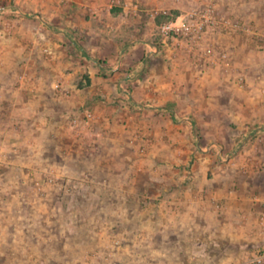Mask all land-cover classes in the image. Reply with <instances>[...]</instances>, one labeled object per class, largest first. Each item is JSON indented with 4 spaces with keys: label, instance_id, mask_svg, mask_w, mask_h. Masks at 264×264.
<instances>
[{
    "label": "rangeland",
    "instance_id": "rangeland-1",
    "mask_svg": "<svg viewBox=\"0 0 264 264\" xmlns=\"http://www.w3.org/2000/svg\"><path fill=\"white\" fill-rule=\"evenodd\" d=\"M243 1L240 9L246 10L247 17H253L255 0ZM205 2L0 0V45L5 46L0 54H4L6 61L17 59L24 66L17 74L20 83L28 81L33 73L38 78L54 76L57 80L69 75L67 90L63 94L57 88V92L64 101L75 103L73 109L80 114L75 116L78 125L84 126L86 113L95 115L80 133L75 124L74 131H70L80 134L76 140L83 144L78 152L71 145L68 157L83 163L72 161L65 168L55 153V163L44 164L39 178L33 179L42 182L50 171L73 179L70 191L64 189L69 187L65 184L64 188L47 186L43 195L35 197L51 198L58 206L55 218L73 222L69 231L85 242V249L81 250L86 264H205L202 258L206 253H191L193 245L189 242L173 244L156 235L154 241L145 244L141 234L145 201L153 206L158 201L145 198L142 189H146L143 186L147 177L143 179V175L154 179L149 180L153 186L168 188V199L175 189H181L185 195L199 188V182L193 181L196 178L201 182L203 177L206 182L213 176L224 175L232 179L229 190H233L245 179L244 175L264 170V163L260 162L264 114H260L259 108L264 84H255L258 73L236 65L226 51L227 63L206 58V49H213L216 55L222 52L220 43L213 47L204 40L197 51L188 47L174 50L170 46L167 53L163 51L147 63L142 55L134 62L143 66L137 82L132 79V68H118L137 42L158 43L159 28L164 21ZM235 2L232 1L231 8L238 6ZM250 20V27L259 29L256 33L260 34L264 24ZM261 41L264 43V39ZM174 63L181 66L175 68ZM211 63L230 75L229 82L216 84L205 77L206 71L213 68ZM228 64L236 67V71H230ZM239 74L245 76L244 84L238 82ZM252 77L253 81H248ZM208 80L212 82L206 83ZM255 88L257 92L253 91ZM165 92L178 98L161 104L144 96H165ZM155 108L160 110L154 112ZM159 176L166 179L158 180ZM18 186L21 191L28 187V182ZM57 189L63 190L62 195ZM97 190L102 195L95 194ZM126 190H133L132 196H126ZM23 197L25 202L29 201L28 196ZM47 205L41 207L42 217L49 211ZM110 219L118 220L117 224L110 226ZM81 222L85 225L78 228ZM171 235L170 240L174 238ZM116 241L118 246L114 244ZM17 248L11 247L6 254L15 258ZM227 248L230 264H242L234 248ZM128 249L132 256L121 258ZM0 264H5L4 259L0 258Z\"/></svg>",
    "mask_w": 264,
    "mask_h": 264
},
{
    "label": "crops",
    "instance_id": "crops-1",
    "mask_svg": "<svg viewBox=\"0 0 264 264\" xmlns=\"http://www.w3.org/2000/svg\"><path fill=\"white\" fill-rule=\"evenodd\" d=\"M232 1H236L238 8H231ZM232 1L219 0V3L227 13L242 18L247 26H250V19L255 24H264V6H259L261 0L253 2L255 6L253 17H247L246 10L240 9V6L245 4L243 0ZM185 12H180L177 16ZM245 37H249L252 42ZM263 39L264 30L260 31L259 35L255 34V31L220 33L210 30L206 34L205 42L213 47L220 43L219 49L228 52L230 60H234L236 65L258 73L259 81L256 79L255 84L259 85L264 84L262 80L264 79V43L261 41ZM161 45L160 37L157 44L149 41L137 42L129 49L128 58L126 57L127 59L118 68H132V79L137 82L143 66L139 63L134 65V62L142 55L145 56V63L161 55L163 51L158 52L159 54L154 52L156 47ZM4 48V45H0V53ZM30 50L34 51V47H30ZM164 52L167 53V50ZM16 60L6 61L4 54H0V158L9 156L14 164L8 166L0 163V258L4 259L5 264H86L81 250L85 249V242L78 235H71L69 231L70 227H73V222L69 219L55 218L58 206L51 198L46 196L44 200L37 199L35 197L37 195L29 193L33 179L41 175L40 167L54 162L55 153L59 155L65 168L72 161L83 163V160L68 157V149L71 145L78 152L80 145L83 144L82 141L76 140L80 135L70 133L71 130L74 131L72 127L74 121H78L75 116L78 117L80 114L73 109L75 103L64 101L63 96L57 92L60 90L64 94L67 90L69 75H62V78L60 77L62 80H57L54 76L47 79L38 78V75L33 73L28 81L20 83L17 74L20 69H24V66H20ZM212 65L215 64L211 63ZM174 66L177 68L181 64L174 63ZM212 67L206 71L205 77L216 84L229 82L230 75L221 72L215 66ZM232 76H236L235 73ZM209 80L206 83L212 82ZM248 81H253V77ZM196 82L199 83L198 79ZM253 91L257 92L258 88ZM166 92L165 96L151 97L150 94L144 96L149 101L152 99L161 104L178 98L177 95ZM260 102H262L259 106L260 114H264V98ZM154 110L156 112L160 109ZM73 118L75 119L72 121ZM261 147L263 154L260 162L264 163V143ZM244 176L245 179L239 183L238 188L233 190H229L232 179L224 175L213 176L206 182L203 181V177L201 182L196 178L193 181L199 182V188L185 195L182 194L181 189H175L167 199L169 189L153 186V181L149 180L154 179L148 174L143 175V179L147 177L143 186L146 189H142L145 198L148 200L156 198L158 201L157 206L145 201L147 205L144 207L145 216L141 223L143 241L145 244H150L155 236L159 235L164 242L173 244L189 242L193 245L191 253L198 251L206 253L202 258L205 264H230L228 253L230 248H227L229 246L234 248L239 255L238 261L242 260V262L264 250V170ZM157 178L166 179L164 176ZM174 179L176 177H173V181ZM25 181L28 182V187L19 191L18 183ZM10 183L16 186L11 189L8 186ZM156 187L157 189H154ZM57 190L62 195L63 190ZM126 191V196H132L133 190ZM20 192L26 194L22 195ZM80 194L85 195V193ZM95 194L102 195L98 190ZM23 196H28L29 201L25 202ZM170 198H172L171 205ZM43 202L48 204L49 210L44 217L40 215L41 207L45 205ZM110 220V226L118 222V220ZM125 221L127 226L128 220ZM84 225L81 222L77 227L81 228ZM170 233L174 237L171 240L168 236ZM11 247H19L17 248L19 253L15 258H10L6 254ZM130 253L128 249L121 258L129 259L132 256Z\"/></svg>",
    "mask_w": 264,
    "mask_h": 264
},
{
    "label": "built area",
    "instance_id": "built-area-1",
    "mask_svg": "<svg viewBox=\"0 0 264 264\" xmlns=\"http://www.w3.org/2000/svg\"><path fill=\"white\" fill-rule=\"evenodd\" d=\"M164 14H166L165 11ZM159 30L162 45L156 47L154 51L156 53L166 51L170 46L174 47V50L188 47L191 51H197L202 46L206 34L210 30L219 31L220 33L255 31V34L259 35V33H256L257 29L247 26L242 18L227 13L220 6L219 0H206L203 5L191 7L182 15L164 21L160 25ZM204 55L206 58L209 57L210 60L217 58L222 63H227L229 58L226 52L222 51L216 55L215 51L211 48L206 49ZM199 60L201 61L202 59L200 58ZM213 62L215 61L213 60ZM228 67L230 71H236V67L230 66V64H228ZM237 79L239 83H245L244 75L239 74ZM94 119V114L86 113L83 120L84 126H79L78 122L74 121V124L79 128L78 133L81 132V128L88 127ZM2 158H0V163L11 164L12 160L10 158L6 156ZM70 183H73L72 178L66 177V175L61 173L50 171L44 181H33L29 193L32 195H43L45 187L47 186L60 185L63 187L64 184L69 186ZM9 185L10 188L14 187L11 183ZM64 189L70 191L71 187H65ZM114 244L118 246L119 241L114 242ZM242 264H264V250L255 253L253 257L243 261Z\"/></svg>",
    "mask_w": 264,
    "mask_h": 264
}]
</instances>
